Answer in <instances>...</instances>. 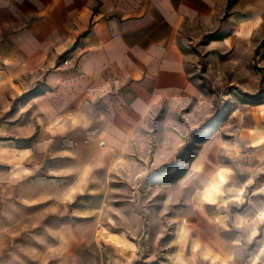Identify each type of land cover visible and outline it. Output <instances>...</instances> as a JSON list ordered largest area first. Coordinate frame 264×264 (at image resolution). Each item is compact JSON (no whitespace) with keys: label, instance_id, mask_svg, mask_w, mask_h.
I'll use <instances>...</instances> for the list:
<instances>
[{"label":"rangeland","instance_id":"1","mask_svg":"<svg viewBox=\"0 0 264 264\" xmlns=\"http://www.w3.org/2000/svg\"><path fill=\"white\" fill-rule=\"evenodd\" d=\"M237 30L185 28L195 92L118 145L100 137V108L54 123L22 101L0 108V264H264V11ZM221 167L225 195L201 204Z\"/></svg>","mask_w":264,"mask_h":264},{"label":"crops","instance_id":"2","mask_svg":"<svg viewBox=\"0 0 264 264\" xmlns=\"http://www.w3.org/2000/svg\"><path fill=\"white\" fill-rule=\"evenodd\" d=\"M260 11L264 0H0V108L22 101L44 123L100 108V137L121 144L152 108L195 92L185 28L238 33L256 27ZM252 191L264 196V181ZM255 247L264 252L262 240Z\"/></svg>","mask_w":264,"mask_h":264},{"label":"clouds","instance_id":"3","mask_svg":"<svg viewBox=\"0 0 264 264\" xmlns=\"http://www.w3.org/2000/svg\"><path fill=\"white\" fill-rule=\"evenodd\" d=\"M232 172L227 167H221L215 174L213 182L205 187L202 192L197 193V199L201 204L216 205L218 198L225 195L224 186L229 183ZM264 216V214H262Z\"/></svg>","mask_w":264,"mask_h":264},{"label":"built area","instance_id":"4","mask_svg":"<svg viewBox=\"0 0 264 264\" xmlns=\"http://www.w3.org/2000/svg\"><path fill=\"white\" fill-rule=\"evenodd\" d=\"M68 63V60H65L64 62H63V64H67Z\"/></svg>","mask_w":264,"mask_h":264}]
</instances>
